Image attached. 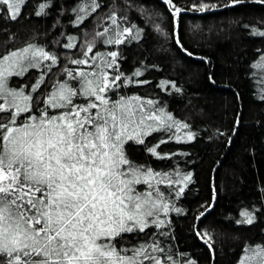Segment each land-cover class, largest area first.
I'll return each instance as SVG.
<instances>
[{
	"label": "trees",
	"instance_id": "16d2710c",
	"mask_svg": "<svg viewBox=\"0 0 264 264\" xmlns=\"http://www.w3.org/2000/svg\"><path fill=\"white\" fill-rule=\"evenodd\" d=\"M81 2L25 0L15 21L0 5V56L29 44L57 56L51 71L43 68L48 74L35 93L40 98L57 81L68 79L66 70L91 71V61L70 63L84 58L89 42L94 44L89 56L118 52L116 69L107 71L123 74L122 87L111 98L152 100L173 121L188 125L177 131L150 122L154 130L142 137L144 143L126 140L127 158L159 174L151 182L169 211L152 218L164 221L160 228L125 234L118 246L155 241L164 249L157 253L163 264H238L246 246L264 245V66L254 67L264 56V36L253 34V29L264 31V4L173 0L186 9L174 17L164 0H97L101 7L74 23L73 9ZM41 4L47 7L38 16ZM201 4L216 7L191 10ZM112 13L118 20L126 17L122 26L142 30L139 39L125 37L120 45L104 43L107 37L94 39L111 25L107 18ZM69 37L73 48L64 47ZM40 74L37 68L12 76L9 87L30 91ZM129 135H135L131 128ZM189 174L190 180L183 181ZM137 188L145 192L148 186ZM244 210L254 217L251 224L237 223Z\"/></svg>",
	"mask_w": 264,
	"mask_h": 264
},
{
	"label": "snow or ice",
	"instance_id": "6c2138e0",
	"mask_svg": "<svg viewBox=\"0 0 264 264\" xmlns=\"http://www.w3.org/2000/svg\"><path fill=\"white\" fill-rule=\"evenodd\" d=\"M164 2L174 17L186 10L173 0ZM241 2L232 0L233 4ZM259 2L264 4V0ZM24 4L25 0H0L12 21L21 15ZM46 7L41 4L36 15ZM100 7L97 0H82L73 9L77 13L74 23ZM215 7L193 5L191 10ZM107 19L111 25L94 39L107 37L104 43L116 45L124 43L125 37L139 39L142 30L122 26L126 17L118 20L112 13ZM253 34L264 36V31L253 29ZM68 39L64 47H75L74 38ZM93 46L89 42L84 58L70 61L77 66L91 61V71L66 70L68 79L57 81L40 98L35 93L48 74L43 68L51 71L57 56L33 44L0 56V264H163L157 253L164 249L155 241L131 248L118 246L125 234L160 228L164 221L152 218L169 211L151 182L159 174L134 165L124 144L132 139L144 143L142 137L154 130L150 122L177 131L188 125L173 121L152 100L123 96L113 100L111 95L122 87L123 74L113 76L107 69H116L119 54L89 56ZM259 66H264V56L254 65ZM37 68L41 74L30 91L26 86L9 87L10 77ZM134 75L139 77L141 72ZM81 99L83 103L76 102ZM130 128L135 135H129ZM187 138L191 140L192 135ZM190 178V174L184 176L183 181ZM142 184L148 186L145 192L137 188ZM240 215L243 219L237 223L253 222L247 210ZM244 252L238 264H264V245H248ZM166 258L172 260L170 255Z\"/></svg>",
	"mask_w": 264,
	"mask_h": 264
},
{
	"label": "rangeland",
	"instance_id": "374dc122",
	"mask_svg": "<svg viewBox=\"0 0 264 264\" xmlns=\"http://www.w3.org/2000/svg\"><path fill=\"white\" fill-rule=\"evenodd\" d=\"M163 212V211H162ZM164 213V212H163Z\"/></svg>",
	"mask_w": 264,
	"mask_h": 264
}]
</instances>
